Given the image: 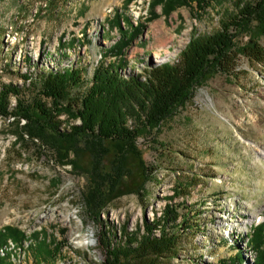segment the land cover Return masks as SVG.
<instances>
[{
	"label": "rangeland",
	"instance_id": "374dc122",
	"mask_svg": "<svg viewBox=\"0 0 264 264\" xmlns=\"http://www.w3.org/2000/svg\"><path fill=\"white\" fill-rule=\"evenodd\" d=\"M125 2L0 0V88L16 85L29 101L37 96L36 74L69 66L84 68L89 81L101 51L120 38L113 25L116 14L129 17L134 27L145 24L141 39L126 52L124 75L177 62L192 33L216 32L229 8L212 1L205 11L192 5L166 16L161 6L152 11V0ZM152 12L156 18L150 21ZM24 74H31L34 85ZM15 104L12 97L11 106ZM11 121L0 116V230L13 226L27 236L61 242L62 258L50 264H101L106 231L114 242L124 240L126 223L129 232H144L146 222L161 216L167 204L179 205L180 215L189 214L200 225V230L182 234L172 264H218L238 249L245 264H255L246 238L252 227L264 223V64L240 58L231 75L219 74L197 88L187 106L157 133L140 138L144 181L136 167L133 172L140 176L117 186L101 221L88 216L83 203L90 153L81 151L73 167L39 142L15 146ZM8 244L0 254L10 252L12 264H43L25 250L28 243L24 250Z\"/></svg>",
	"mask_w": 264,
	"mask_h": 264
},
{
	"label": "trees",
	"instance_id": "16d2710c",
	"mask_svg": "<svg viewBox=\"0 0 264 264\" xmlns=\"http://www.w3.org/2000/svg\"><path fill=\"white\" fill-rule=\"evenodd\" d=\"M132 1L126 0L125 4ZM212 1L222 7L229 5L221 14L220 28L211 34L193 32L177 62L153 64L142 74L124 75L126 52L141 39L145 24L134 27L129 17L116 14L113 25L120 38L101 51L89 81L83 77L84 68L69 66L36 74L37 96L29 101L16 85L0 88V116L12 120L9 126L13 128L15 146L39 142L56 152L62 164L73 167L74 161L81 158V151L90 153L83 203L88 216L95 220L101 221L119 184L140 176L133 172L136 167L144 181L146 172L140 165L138 151L140 138L157 133L165 121L187 106L197 88L219 74L231 75L240 58L255 65L264 64V0H152L150 7L154 11L161 6L168 16L192 5L196 11H205ZM154 18L156 14L152 12L149 19ZM29 77L31 74L22 76L34 85V79ZM12 97L15 106H11ZM61 116L66 120H61ZM66 124L68 129L62 128ZM66 154L74 158L70 160ZM132 157L134 166L129 163ZM181 194L178 192L177 196ZM178 207L167 204L161 216L156 214L151 223L146 222L144 232L138 229L131 233L126 223L121 242L112 241L111 232L106 231V259L101 264H172L181 250L182 234L200 230L189 214L178 213ZM9 241L16 250H24L28 243L25 250L34 255L36 263H56L62 258L61 242L42 239L37 234L27 236L13 226L0 230L3 252ZM246 242L256 255L255 264H264V223L252 227ZM11 257L10 252L0 254V264H12ZM218 264H245L243 250L238 249L233 258Z\"/></svg>",
	"mask_w": 264,
	"mask_h": 264
},
{
	"label": "bare ground",
	"instance_id": "6f19581e",
	"mask_svg": "<svg viewBox=\"0 0 264 264\" xmlns=\"http://www.w3.org/2000/svg\"><path fill=\"white\" fill-rule=\"evenodd\" d=\"M133 17H134V19L137 21V20L139 19V14H138L137 16L134 15Z\"/></svg>",
	"mask_w": 264,
	"mask_h": 264
}]
</instances>
